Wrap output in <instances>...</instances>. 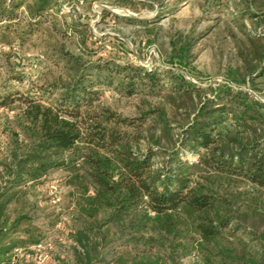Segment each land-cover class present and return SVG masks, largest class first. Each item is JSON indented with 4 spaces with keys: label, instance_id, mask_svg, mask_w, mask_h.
<instances>
[{
    "label": "trees",
    "instance_id": "16d2710c",
    "mask_svg": "<svg viewBox=\"0 0 264 264\" xmlns=\"http://www.w3.org/2000/svg\"><path fill=\"white\" fill-rule=\"evenodd\" d=\"M58 5L0 0V37L75 35L79 23L62 25ZM188 34L169 40V60L184 69L196 40ZM91 40L87 28L84 49L95 55ZM55 50L56 64L75 65L65 81L42 84L40 94L0 93V107L18 103L20 127L0 156V264H22L17 251L43 241L29 192L55 170L72 200L69 264H264V230L248 216L264 215V101L253 94L264 93V35L248 36L226 82L204 86L172 68L85 63ZM102 85L144 100L167 89L185 122L162 106L119 114L99 102Z\"/></svg>",
    "mask_w": 264,
    "mask_h": 264
},
{
    "label": "rangeland",
    "instance_id": "374dc122",
    "mask_svg": "<svg viewBox=\"0 0 264 264\" xmlns=\"http://www.w3.org/2000/svg\"><path fill=\"white\" fill-rule=\"evenodd\" d=\"M58 3L66 14L61 19L62 25L71 21L79 23L80 26L71 29L75 35L59 38L48 29L25 44L0 37V93L8 88L40 94L42 84L65 81L75 65L72 62L67 67L64 62L56 64L52 60L58 55L55 50L58 47L87 61L85 63L105 58L115 64L160 71L172 68L199 86L216 85L226 82V73L241 63L239 53L247 50L248 36L264 35V0H58ZM86 27L92 38L89 45L97 51L95 55L84 49ZM177 32H190V37H196L185 69L169 60V40ZM45 51L53 57L46 58ZM257 86L263 88L262 79L257 80ZM241 88L250 90L246 85ZM100 89L99 102L119 114L134 117L148 105L162 106L169 120L185 122V112L178 111L169 98L175 94L167 89L159 97H147L148 102L140 96L123 95L112 86L102 85ZM260 93L258 96L253 92L264 101V93ZM17 105L15 102L0 107V156L5 153L12 134L17 136L20 132ZM150 132L160 135L157 130ZM160 139L167 138L160 135ZM63 176L59 170L52 171L30 189L29 200L35 208L29 214L44 239L17 251L22 264H69L72 261L68 235L72 200L69 187L63 184ZM239 185L240 189L245 188V184ZM241 210L245 211L246 206H241ZM248 216L256 230H264V215ZM193 260L192 256L183 258L184 263Z\"/></svg>",
    "mask_w": 264,
    "mask_h": 264
}]
</instances>
